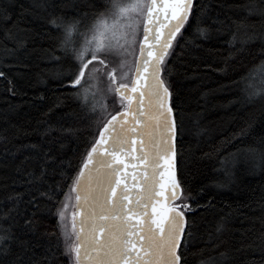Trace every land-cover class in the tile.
Instances as JSON below:
<instances>
[{
    "label": "snow or ice",
    "instance_id": "6c2138e0",
    "mask_svg": "<svg viewBox=\"0 0 264 264\" xmlns=\"http://www.w3.org/2000/svg\"><path fill=\"white\" fill-rule=\"evenodd\" d=\"M61 4L65 10L48 0H0V55L26 52L33 34L26 26L29 18H43L55 32L54 45L43 58L53 63L51 74L78 102L76 119L95 133L80 153L75 174H68L67 192L54 179L65 176L63 156L46 142L62 149L63 138L78 134V128L50 124L40 132L41 143L5 149L14 175L10 190L0 193V264H58L59 256L67 258L66 264H187L186 253L196 238L185 215L191 204L176 171L175 142L184 120L169 102L166 61L186 25L194 26L202 39L210 31L227 34L230 57L256 41L264 49V0H232L224 19L208 15L194 0ZM73 33L78 42L71 39ZM257 73L264 78V60L233 81L243 85L238 103L264 101V89L253 84ZM5 75L0 70V77ZM192 125L197 135L203 133L198 116ZM247 135L242 127L234 138L242 143ZM259 142L264 144V137ZM233 148L219 157L218 188L234 182L240 165L250 172L264 171V147ZM0 165L8 167L3 161ZM49 217L56 221L51 230ZM227 218L202 239L213 254L199 264H231L219 239ZM259 238L264 242V232Z\"/></svg>",
    "mask_w": 264,
    "mask_h": 264
},
{
    "label": "trees",
    "instance_id": "16d2710c",
    "mask_svg": "<svg viewBox=\"0 0 264 264\" xmlns=\"http://www.w3.org/2000/svg\"><path fill=\"white\" fill-rule=\"evenodd\" d=\"M48 2H55L58 9L65 10L61 0ZM22 3L28 4L30 0H22ZM71 3H83V0H71ZM194 3L197 8L205 6L208 15L224 19L232 0H195ZM18 8L19 5L16 10ZM26 26L33 33L27 51L0 55V70L6 74L0 77V161L8 165H0V193L10 190L14 175V162L5 149L15 151L20 145L41 143L40 132L60 122L80 130L63 138L62 149L54 141L46 142V146L60 149L63 156L65 176L58 175L54 179L60 180L65 185L63 192H67V185L71 184L68 174H75L80 153L92 140L95 128L88 130L86 122L76 119L80 113L78 102L51 74L53 63L43 58L45 50L54 45V30L49 31L43 18L34 22L29 18ZM185 27L187 31L182 30L177 36L174 51L167 58L164 78L172 93L174 114L178 118L182 114L184 120L182 134L176 138L177 174L182 193L191 204L185 215L196 238L186 253L187 264H199L202 258L213 254L202 239H207L209 233L214 234L215 225L226 215V228L219 239L221 248L229 253L231 264H264V242L259 238L264 232V171L250 172L240 165L232 184L226 188L215 184L222 176L217 171L219 157L225 151H234L233 144L264 147L259 142L260 137H264V101L238 103L239 89L243 85H233V81H238L249 70L255 71V66L264 60V49L256 41L247 45L241 55L230 57L225 42L230 38L227 34L218 36L210 31L209 38L202 39L195 34L194 26ZM253 84L257 89H264L261 74L257 73ZM197 116L204 129L201 135L193 130L192 121ZM242 127L248 129V135L242 143H237L234 134ZM59 198H64L62 193ZM71 211L69 208V231ZM55 223V219L49 217L48 228L51 230ZM253 241L252 246L242 247ZM66 261L65 256H59L58 264H66Z\"/></svg>",
    "mask_w": 264,
    "mask_h": 264
},
{
    "label": "rangeland",
    "instance_id": "374dc122",
    "mask_svg": "<svg viewBox=\"0 0 264 264\" xmlns=\"http://www.w3.org/2000/svg\"><path fill=\"white\" fill-rule=\"evenodd\" d=\"M71 39L73 40V42H78L79 41V39L75 35L72 36Z\"/></svg>",
    "mask_w": 264,
    "mask_h": 264
},
{
    "label": "water",
    "instance_id": "95a60500",
    "mask_svg": "<svg viewBox=\"0 0 264 264\" xmlns=\"http://www.w3.org/2000/svg\"><path fill=\"white\" fill-rule=\"evenodd\" d=\"M195 1V0H194ZM170 104H171V98H170ZM176 143V142H175ZM176 171H177V159H176Z\"/></svg>",
    "mask_w": 264,
    "mask_h": 264
},
{
    "label": "bare ground",
    "instance_id": "6f19581e",
    "mask_svg": "<svg viewBox=\"0 0 264 264\" xmlns=\"http://www.w3.org/2000/svg\"><path fill=\"white\" fill-rule=\"evenodd\" d=\"M176 159H177V156H176ZM177 178H178V174H177Z\"/></svg>",
    "mask_w": 264,
    "mask_h": 264
}]
</instances>
